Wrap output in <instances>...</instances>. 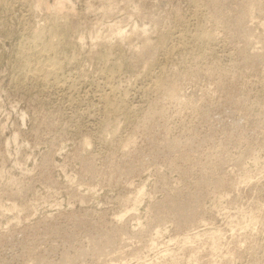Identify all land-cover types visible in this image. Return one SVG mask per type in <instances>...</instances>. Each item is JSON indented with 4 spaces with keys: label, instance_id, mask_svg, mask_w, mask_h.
<instances>
[{
    "label": "rangeland",
    "instance_id": "rangeland-1",
    "mask_svg": "<svg viewBox=\"0 0 264 264\" xmlns=\"http://www.w3.org/2000/svg\"><path fill=\"white\" fill-rule=\"evenodd\" d=\"M263 81L264 0H0V264H264Z\"/></svg>",
    "mask_w": 264,
    "mask_h": 264
},
{
    "label": "bare ground",
    "instance_id": "bare-ground-1",
    "mask_svg": "<svg viewBox=\"0 0 264 264\" xmlns=\"http://www.w3.org/2000/svg\"><path fill=\"white\" fill-rule=\"evenodd\" d=\"M41 1V0H40ZM63 1V0H62ZM57 3H59V1L57 2ZM60 3H61V1H60ZM66 4V3H65ZM65 4H62L63 5V7H64V5ZM56 5V9L57 8H59L58 7V5L55 3L53 6H52V8H54L55 9V6ZM59 6H61V5H59ZM37 7V6H36ZM40 7V6H39ZM45 7V6H44ZM48 7V6H47ZM63 7L61 6V8L63 9ZM38 8V7H37ZM49 8V7H48ZM47 8V9H48ZM60 8V9H61ZM55 9V10H56ZM41 10V9H40ZM52 10V9H51ZM54 10V11H55ZM58 11V10H57ZM60 11V10H59ZM58 11V12H59ZM60 12H62V11H60ZM58 29V28H57ZM145 29V28H144ZM45 31V30H44ZM44 31H43V33H44ZM118 31V30H117ZM144 31V30H143ZM35 32H36V30H35ZM48 33H50V32H48ZM122 33V32H121ZM42 34V32L40 33V35ZM115 34H117V33H115ZM120 34V33H119ZM118 34V35H119ZM34 35V34H33ZM37 35V34H36ZM55 35V34H54ZM43 36V35H42ZM121 36H122V34H121ZM120 36V37H121ZM206 36V35H205ZM40 37V36H39ZM38 37V35H37V37L36 38H34V40L36 39V41H39L40 40V38ZM44 37V36H43ZM110 37V36H109ZM203 37H204V35H203ZM209 37V36H208ZM57 38V37H56ZM55 38V39H56ZM52 39V38H51ZM53 39H54V37H53ZM54 39V40H55ZM61 39V38H60ZM206 39H208L207 37H206ZM210 39V38H209ZM84 40V39H83ZM51 41V40H50ZM57 41H58V39H57ZM57 41L55 40L54 42H56L57 43ZM60 41V40H59ZM78 41L79 42H81L80 41V39H78ZM42 42V41H41ZM59 43V42H58ZM54 44V43H53ZM105 45V44H104ZM36 46V45H35ZM58 47H59V45H58ZM37 48H38V46H37ZM44 49V51L45 50H47L48 52H50V51H53L54 49L52 48V46H51V43H50V45L49 46H46L45 45V47L43 48ZM51 49V50H50ZM53 49V50H52ZM37 50V49H36ZM23 52V51H22ZM29 52V51H28ZM30 52H32V51H30ZM41 52V51H40ZM45 54V53H44ZM46 54H48V53H46ZM36 57V56H35ZM72 60V59H71ZM33 62V61H32ZM60 62V61H59ZM61 63V62H60ZM35 64V63H34ZM58 62H57V60H55L54 58H51V57H49L48 55L47 56H44V55H42V56H38L37 58H36V67H35V69H34V76H36L37 77V79H39V80H42V81H46V80H49L50 81V79H54V78H57L56 76H57V74H58V72H57V70L59 69V67H58ZM35 66V65H34ZM147 67V66H146ZM34 68V67H33ZM61 68V67H60ZM61 70V69H60ZM30 71V70H29ZM62 72V71H61ZM32 76H33V74H32ZM33 76V77H34ZM59 77V76H58ZM112 78V77H111ZM54 80H56V79H54ZM41 81V82H42ZM155 81V80H154ZM48 82V81H47ZM47 82H45V83H47ZM54 82V81H53ZM56 82H57V80H56ZM60 81H58V83H59ZM157 82V81H156ZM264 82V81H263ZM55 83V82H54ZM156 84V83H155ZM58 85V84H57ZM65 85V84H64ZM59 86V85H58ZM163 87V86H162ZM173 87V86H172ZM175 87V86H174ZM178 88V87H177ZM174 90V89H173ZM176 90V89H175ZM174 90V91H175ZM181 90V89H180ZM174 91H172L173 93L172 94H175L174 93ZM170 92V91H169ZM168 93V92H167ZM177 94V93H176ZM175 94V95H176ZM119 129V128H118ZM119 133V132H118ZM110 137V136H109ZM87 145V144H86ZM138 193H139V191H138ZM141 193V192H140ZM142 194V193H141ZM141 194H140V197H141ZM138 198H139V194H138ZM140 199V198H139ZM139 199H135V200H138L137 201V204H138V202L140 201ZM139 204H140V202H139ZM138 204V205H139ZM45 205V204H44ZM134 205V204H133ZM136 205V204H135ZM134 205V206H135ZM134 206H133V208H134ZM10 209V208H9ZM13 210V209H12ZM133 210V209H132ZM13 212V211H12ZM29 254V253H28Z\"/></svg>",
    "mask_w": 264,
    "mask_h": 264
}]
</instances>
